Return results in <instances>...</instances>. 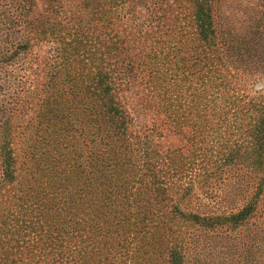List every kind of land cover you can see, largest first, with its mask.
Returning a JSON list of instances; mask_svg holds the SVG:
<instances>
[{
	"label": "trees",
	"instance_id": "1",
	"mask_svg": "<svg viewBox=\"0 0 264 264\" xmlns=\"http://www.w3.org/2000/svg\"><path fill=\"white\" fill-rule=\"evenodd\" d=\"M57 1L34 13L33 0H0V264H264L261 226L244 242L233 233L264 182V0L239 5L237 28L226 0H187L193 40L171 26L140 49L131 41L156 0H81L89 41L80 28L64 41L80 19L64 23ZM45 40L60 46L39 79L30 51ZM238 75L263 82L255 98ZM133 86L198 148L156 151L121 101ZM240 164L227 184L251 195L244 205L189 209Z\"/></svg>",
	"mask_w": 264,
	"mask_h": 264
},
{
	"label": "rangeland",
	"instance_id": "2",
	"mask_svg": "<svg viewBox=\"0 0 264 264\" xmlns=\"http://www.w3.org/2000/svg\"><path fill=\"white\" fill-rule=\"evenodd\" d=\"M35 4V8L32 10L34 13H38L44 7L41 0H33ZM252 1L253 3L256 0H226L227 9L224 14L228 15L226 21L231 22L233 26L238 27V19H241L242 9L239 5H244L246 2ZM153 3L146 2V6L149 7V10H152L151 15L148 16L147 11H141V21L143 22L144 29L141 30L140 37L131 41V45L135 47V49H140L143 46L153 47L154 43L158 40L164 39L162 34L168 27L173 26V36L176 37L178 41H189L193 40L190 38L189 33H193V28L188 22V18L183 20V15L188 16L190 11L185 10L187 6V0H156ZM57 7L59 9L60 14L63 13L67 19L64 23L68 21V17L74 15V17H79V21L73 24V21L69 22L66 29L62 32V35L69 34L70 36H65L64 41H75L79 37L76 36L77 29H81L83 35H87L86 40L89 41V36L92 32L91 29L85 33L86 27L83 22L87 21L88 15L86 14V10L81 8V0H58ZM183 6V7H182ZM182 7V9H181ZM247 14V13H246ZM182 19V20H181ZM135 25L136 23H130L129 21L121 22L119 24V29L126 28L127 38L131 39V36L137 37L135 34V30L129 29L130 25ZM178 26H181L179 28ZM191 27V28H189ZM175 33L177 35H175ZM74 35V36H72ZM83 41H85L82 38ZM81 40V41H82ZM175 40V41H176ZM59 43L55 41L45 40L44 42L39 43V45H35L31 49L30 57L35 60L36 64L32 65V70L36 68L37 77L41 78V64H39L44 58L48 56H54V52H52V48L59 47ZM138 52V51H136ZM52 53V54H51ZM40 72V73H39ZM39 73V74H38ZM236 83L243 89L247 98H255V91H258L263 82L254 84L253 79H245L243 76H235ZM143 95L141 86H133L126 90H123L120 93L121 101L125 104V108L130 112V115L135 119V123L137 127H146L148 129L153 128L152 134V142L151 146L156 151L166 152L172 151L178 148H181V153H184L185 150L189 149V151L198 148L199 144L196 141L192 146L190 144H186L185 139H182L179 135L173 134V127L164 121V116L162 112L158 109L152 108V106H146L143 103ZM212 128V127H210ZM210 157L207 155L208 161H204L203 164L211 166L213 162H217V158L213 157L216 155L214 151L210 152ZM218 165V164H217ZM243 165L238 166H224L221 167V178L224 181L222 183H217L216 185H212L209 188L206 195L200 197L201 201L196 204H191L189 209H192L194 205L200 207L198 213H219L222 211H229L232 205L240 206L244 205L247 202V199L251 195H247L246 193H241L237 195L233 189H231V179L234 178L235 173H240L243 169ZM237 170V171H236ZM245 170H248L245 169ZM246 178V174L243 175L242 180ZM230 182L228 185L227 182ZM200 193V192H197ZM248 194L250 193V189H248ZM201 196V194H198ZM176 197V196H175ZM194 211V209H193ZM264 230V182L262 189L256 199V209L251 216V218L238 226L233 233L238 238V242L246 241L247 236H251L255 234L260 227ZM238 247H241L238 245ZM243 250V249H242Z\"/></svg>",
	"mask_w": 264,
	"mask_h": 264
}]
</instances>
